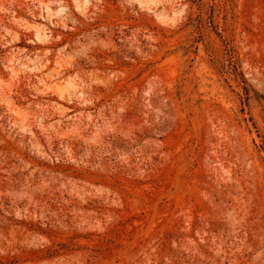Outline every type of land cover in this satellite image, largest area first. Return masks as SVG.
<instances>
[{
    "label": "rangeland",
    "instance_id": "obj_1",
    "mask_svg": "<svg viewBox=\"0 0 264 264\" xmlns=\"http://www.w3.org/2000/svg\"><path fill=\"white\" fill-rule=\"evenodd\" d=\"M0 264H264V0H0Z\"/></svg>",
    "mask_w": 264,
    "mask_h": 264
}]
</instances>
